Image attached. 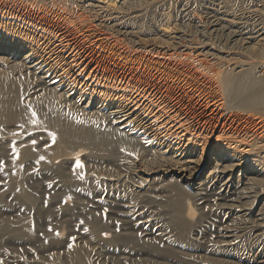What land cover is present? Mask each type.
I'll return each mask as SVG.
<instances>
[{
    "label": "rangeland",
    "instance_id": "obj_1",
    "mask_svg": "<svg viewBox=\"0 0 264 264\" xmlns=\"http://www.w3.org/2000/svg\"><path fill=\"white\" fill-rule=\"evenodd\" d=\"M102 1L110 2L105 12L85 5L88 2L96 4L97 0H0V13L20 15L52 31L63 29L65 25L72 31L84 30L87 23L103 28L107 20L104 14L110 13L112 20L122 22L120 31L108 30L111 40L107 47H96L78 38L79 44L94 59L91 66L96 65L100 72L111 76L132 75L147 87L162 85V82L152 70L119 58L115 52L120 48L112 47L114 39L120 41L121 47L131 48L143 57L161 59L169 43L167 36L176 34L192 46L191 50L207 51L206 58L216 65L230 68L234 62L246 61L252 56L259 64L254 68L255 74L264 73V51L247 55L236 51L222 32L217 33L218 36L201 34L215 9L218 16L226 19L248 16L251 22L250 19L257 18L264 29V0ZM64 15L72 23L68 24ZM84 18L86 22L81 21ZM2 28L8 29L0 23V40L6 36ZM124 30L135 33L124 34ZM146 37L159 44L149 45L143 40ZM203 39L206 46L202 44ZM6 53L0 52V74L13 78L17 96L10 109L14 119L0 118V264H145L160 261L148 249L150 244L178 254L187 253L190 261L199 264L203 257L212 256L208 251L210 240L214 238L211 232L218 220L227 219V216L216 211L214 200H195L197 191L186 185L203 180L214 164L216 150L212 148V138L202 158V174L196 172L189 180L173 181L182 191L179 211L189 227L188 240L181 242L177 239L179 228L172 226L168 219L174 207L171 198L175 188L170 187V177L160 176V151L164 147L158 145L156 139L149 140L143 135L136 141L119 143L118 135L135 134L130 133V125L116 129L117 123L103 118V111L97 108L98 97L93 107L88 108L82 107L88 98L79 101L77 106L52 98L44 88H35L36 79L22 67L21 55ZM180 60L184 61V71L191 68L188 63L193 61ZM182 84L177 80L169 82L171 92H180ZM166 86L163 84L161 88ZM182 102L193 108L187 96H183ZM26 106L29 110L20 114L19 110ZM56 120L75 128L91 129L94 140L106 135L110 141L103 146L78 141L66 143L49 124ZM119 130L124 132L118 134ZM195 151L201 155V146H196ZM247 159L249 165L259 169L249 177L262 180H252L248 185L251 188L246 197L247 206L254 213H264V170H260L264 169L261 165L264 151L257 150ZM229 172L222 175V180ZM242 175L243 171L235 170L233 184L237 176L242 179ZM198 245H205L207 250L198 251ZM165 262L171 263L167 259Z\"/></svg>",
    "mask_w": 264,
    "mask_h": 264
},
{
    "label": "bare ground",
    "instance_id": "obj_2",
    "mask_svg": "<svg viewBox=\"0 0 264 264\" xmlns=\"http://www.w3.org/2000/svg\"><path fill=\"white\" fill-rule=\"evenodd\" d=\"M85 5L90 6V9L95 8L97 12H105L110 2L97 0L96 4L88 2ZM215 10L207 19V28L201 33L202 36H218L217 33L222 32L225 39L233 43L236 51L247 55H252L253 51H264V29L257 22V18L250 19L253 20L251 22L248 21V16L226 19L218 16ZM105 15L107 20H104L103 28L87 23L86 29L72 31L64 24L65 28L52 31L42 24L25 20L20 15L11 13L5 16L0 13V23L8 28L1 29L6 36H3V41L0 40V52L21 55L19 60L22 67L36 79L35 88H44L52 98L62 99L76 106L79 101L83 102L88 98L82 106L88 108L97 102L98 97L100 104L97 108L103 111V118L112 124L117 123L116 129L130 125V133L135 134L128 137L118 135L119 143L136 141L138 136L143 135V138L149 140L156 139L158 145L164 147L160 151V176L170 177V187L175 188L171 198L174 207L168 219L172 226L179 228L177 239L181 242L188 240L189 227L179 211V194L182 191L173 181L187 180L196 172L202 174V158L212 138V148L216 150L213 154L214 164L203 180L188 182L186 185L194 187L197 191L195 200H214L216 211L227 216V219L218 220L215 230L211 232L214 238L210 240L208 248L213 254L203 257L200 262L264 264V213H254L247 206L246 200L251 188L248 185L252 180L262 181L249 177L250 174L258 173L259 169L249 165L247 159L249 154L257 150L264 151V73L260 70L262 72L255 74L254 71L255 66L259 64L250 56L249 60L234 62L230 68L221 67L206 58L207 51L191 50L190 44L173 34L167 36L166 41L169 43L161 53V59L146 58L131 48H123L118 39H114L112 44V47L120 48L115 52L119 58L152 70L162 85L167 84L165 89L161 88V84L147 87L132 75H107L100 72L96 65L91 66L94 59L83 51L78 40L80 38L100 48L107 47L111 40L108 30L115 28L120 31L122 21L112 20L110 13L106 12ZM63 18L68 24L72 23L69 17L65 18L64 15ZM81 21L86 22L87 19ZM122 32L135 33L131 30ZM138 40L141 41L139 38ZM143 40L155 47L159 44L152 39L148 40L147 37ZM202 44L207 45L204 39ZM111 49L113 51V48ZM180 59L193 61L188 63L191 68L184 71V61ZM2 74L0 118L14 119L10 115V109L14 103L13 98L17 96V89L13 87V78ZM176 80L183 84L179 86L180 92L172 93L169 82ZM183 96H187L192 109L182 102ZM28 110L29 107L26 106L19 112L24 115ZM49 124L56 128L60 139L70 144L78 141L80 144L83 142L103 146L110 138L99 135V139L94 140V134L89 131L91 129L75 128L59 120ZM196 146H201V155L196 154ZM261 165L264 167V163ZM235 170L243 171V177L238 179L237 176V181L233 184ZM227 171H230L229 175L222 180V175ZM143 174L149 175L148 172ZM147 247L160 261H148L144 262L145 264H169L165 262L166 259L170 264H199L190 261L188 254L184 252L178 254L154 244ZM197 249L204 252L207 247L198 245Z\"/></svg>",
    "mask_w": 264,
    "mask_h": 264
}]
</instances>
